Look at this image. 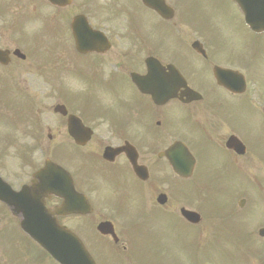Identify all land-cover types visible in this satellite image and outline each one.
Segmentation results:
<instances>
[{
	"label": "flooded vegetation",
	"instance_id": "obj_1",
	"mask_svg": "<svg viewBox=\"0 0 264 264\" xmlns=\"http://www.w3.org/2000/svg\"><path fill=\"white\" fill-rule=\"evenodd\" d=\"M163 1L173 11L171 19H162L140 0H71L63 7L62 0H56L58 5L47 0H0V84L10 86L19 98L28 93L24 83L29 75L50 84L45 70H56V76L70 81V93L65 97L61 87H55V98L79 121L74 120L68 132L67 117L54 115L51 126L27 132L23 140L1 142L21 151L8 156L20 162L16 179L2 166L0 175L18 192L32 183L33 173L40 168L37 164L42 161L43 165L47 157L65 169L74 191L89 207L74 203L72 208L87 213L56 217L54 211L63 201L53 196L44 200V207L58 223L74 224V233L98 264L131 259L134 254L129 250L140 243L144 230L171 238L189 227L199 228L177 213L179 220H171L174 186H185L175 190L183 201L190 198L193 188L209 193L207 200L221 194L231 200L237 193L235 181L251 179L253 164L261 170L264 166L262 146L246 131L251 121L256 122L255 116L260 119L258 128L264 124V33L247 27L235 1L228 0L241 16L247 41L221 44L214 28L213 3ZM245 1L251 16H264L255 13L264 0ZM78 15L107 38L104 51H77L71 25ZM92 16L102 24H96ZM74 25L78 39L83 40L84 27L81 22ZM172 67L199 100L188 101L181 80L175 81L179 87L172 94ZM215 67L240 73L244 85L238 75L220 79L241 91L218 87ZM134 77L149 78L146 83L159 78L168 86L157 93L163 101L155 103L141 93ZM86 134L89 139L82 143ZM176 143L194 159L187 180L173 174L171 149ZM240 191L247 192V186ZM0 214L6 223H19L12 209L2 203ZM150 217L153 221L148 224ZM106 223L112 226L116 242L98 231ZM1 259L12 264L9 256Z\"/></svg>",
	"mask_w": 264,
	"mask_h": 264
},
{
	"label": "rangeland",
	"instance_id": "obj_2",
	"mask_svg": "<svg viewBox=\"0 0 264 264\" xmlns=\"http://www.w3.org/2000/svg\"><path fill=\"white\" fill-rule=\"evenodd\" d=\"M204 1L211 2L215 5L214 16H217V17L214 23V28L216 29V32L220 35L221 40L223 41L221 42V44L229 43L230 41H232L233 43L239 45L242 39L247 41V34L244 32L241 16L237 15L235 9L233 8V6L229 4L228 0H223V1L222 0H204ZM92 17H93V21L96 24L98 25L102 24V21L100 20L99 17L97 16H92ZM1 42L2 41L0 38V43ZM75 60L81 61L80 59H75ZM262 63H263L262 72L264 74V62ZM57 79L60 82L61 87L67 90V85L64 84L61 75H57ZM262 81L264 83V77L262 78ZM67 84H68V80H67ZM24 86L28 88V92H29L28 94L32 96V98L34 99L35 106H36L35 108L40 111L42 110L41 116H40L42 117L41 122L44 124L53 123V121L51 120L52 118L47 115L49 113L45 111V106L47 108L54 102L52 98H49L47 96L48 92H53L52 95L57 97L55 92L53 91L54 87L50 84H43L40 79L36 80L35 78H32L30 75L28 76V78H26ZM254 118L256 122L251 121L248 125L249 128L246 129V131L248 133L252 132L254 140L258 141V143L262 146L264 150V131L262 129L264 127L263 126L264 124H261L260 128H258L257 124L260 123V119L257 116H255ZM2 128L3 127H0V133L1 131H3ZM4 132H7V131H4ZM258 167L261 168V166L253 164L252 166L253 175L257 174L255 170ZM254 177H261V176L257 175ZM236 181L235 183H237ZM253 188H255V185H253ZM260 191L263 194L264 188H262ZM244 193L245 192L239 193V194L237 193L236 195H234L232 203H234L235 205V203L240 197L238 195L243 194L244 196ZM224 196H225L224 200L220 198L218 200V204L222 203L223 201L225 202V200H227L228 194H224ZM216 198H219V197H216ZM251 199L253 200V197H251ZM257 199L258 198L256 196V201ZM194 200H197V199H194ZM174 202L176 203L175 200ZM179 203H183L186 207L188 206L192 209L203 210L202 208H199L197 204L189 200L180 201ZM246 204L247 203H245V205L243 206L242 211L245 210ZM252 204H254V201L252 202ZM254 205L256 208L253 212L256 216L257 215L258 216L256 217L254 221H252L253 222L252 232H253V228H255L256 230L257 226L264 225V221H263L264 204H262L259 200ZM247 207H248V204H247ZM231 210L232 209L230 206H228L227 209L225 210L223 209V211L228 214H232ZM250 210H252V205L250 207ZM203 214L204 216L203 215L202 216L205 221L202 223V227H201L202 229L200 230L204 231V235H205L206 234L205 230H208V227H210L211 224L209 223L210 222L209 215L205 212H203ZM252 219H253V215L251 219L249 218V220L251 221ZM246 227H247L246 223L242 224L239 228H237L234 231V234L236 236H238L240 233L245 234ZM0 234H2L1 237H3L4 241H9L12 237L13 238L21 237V234L19 233V231L15 230L11 226L2 227ZM235 235H231V237H229V231L226 229L225 233L220 234L218 237L213 239L212 242H210L209 244L207 245L203 244L201 246L200 252L198 250V244L193 240H188L186 242H177L173 240L172 242H170V244L169 243L165 244L163 241L153 240L150 251L157 255L154 261H156L161 254H164V253L172 254L173 256H172L171 262L173 264H183L182 261H184L186 264L188 263L194 264V262H200L198 257L207 258L202 261L204 264L205 262H208L210 264H213V263L214 264H261L262 262H264V252H261V251L256 252L255 249L257 247L254 244L252 245L253 262L252 261L249 262L250 253L247 254L246 252V248L249 249V244L245 242L246 239H241L242 242H239L236 239ZM233 240H236V241H233ZM260 246H262L261 249L264 251L263 249L264 240L262 241V244ZM49 264H53V263H49Z\"/></svg>",
	"mask_w": 264,
	"mask_h": 264
},
{
	"label": "water",
	"instance_id": "obj_3",
	"mask_svg": "<svg viewBox=\"0 0 264 264\" xmlns=\"http://www.w3.org/2000/svg\"><path fill=\"white\" fill-rule=\"evenodd\" d=\"M22 230L61 264H91L77 242H74L73 250L77 253L79 260L73 259L71 249L65 248V246L70 247V245H66L65 243L60 244L57 241L58 237H64L67 234L65 230L57 226L38 229H31L30 227L24 226Z\"/></svg>",
	"mask_w": 264,
	"mask_h": 264
}]
</instances>
